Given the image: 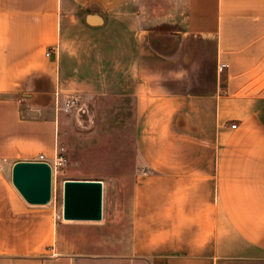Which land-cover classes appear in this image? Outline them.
Returning a JSON list of instances; mask_svg holds the SVG:
<instances>
[{"label":"crops","instance_id":"crops-1","mask_svg":"<svg viewBox=\"0 0 264 264\" xmlns=\"http://www.w3.org/2000/svg\"><path fill=\"white\" fill-rule=\"evenodd\" d=\"M70 94L131 102L142 166L127 227L85 261L264 264V0H0L5 261L60 252L64 224L8 173L52 162Z\"/></svg>","mask_w":264,"mask_h":264},{"label":"rangeland","instance_id":"rangeland-1","mask_svg":"<svg viewBox=\"0 0 264 264\" xmlns=\"http://www.w3.org/2000/svg\"><path fill=\"white\" fill-rule=\"evenodd\" d=\"M78 98V108L68 112L59 110L58 146L63 148L66 161L52 170L50 201L44 205H30L33 209L48 210L56 223L64 224L57 236L60 252L55 254L57 250H51L36 257L22 258L21 264H91L85 261L88 257L78 250L79 247L91 241L110 246L115 235L120 233L118 228L127 227L125 218L129 213L131 184L142 169L135 150L134 109L131 102L114 97H95L86 105ZM8 174L11 177V173ZM67 179L104 182L100 221L62 218L63 181ZM72 250L78 251L66 253ZM0 264L15 263L0 258Z\"/></svg>","mask_w":264,"mask_h":264},{"label":"water","instance_id":"water-1","mask_svg":"<svg viewBox=\"0 0 264 264\" xmlns=\"http://www.w3.org/2000/svg\"><path fill=\"white\" fill-rule=\"evenodd\" d=\"M51 166L46 161L19 160L12 164L11 182L22 198L32 205H44L51 198ZM62 218L100 221L102 182L100 180L63 181Z\"/></svg>","mask_w":264,"mask_h":264},{"label":"built area","instance_id":"built-area-1","mask_svg":"<svg viewBox=\"0 0 264 264\" xmlns=\"http://www.w3.org/2000/svg\"><path fill=\"white\" fill-rule=\"evenodd\" d=\"M223 67H225V64H221L219 68H223ZM78 104H79L78 96L75 94H70L63 99L61 104L59 103L58 105L57 102V108L59 107V110L68 112L70 110L78 108ZM231 127H235V125L233 124ZM62 152H63V148L57 145L55 148L54 156L52 158V162L49 163L51 166V170L60 167L65 163L66 158L63 156ZM37 161H46L45 156L43 154H39L37 157Z\"/></svg>","mask_w":264,"mask_h":264}]
</instances>
